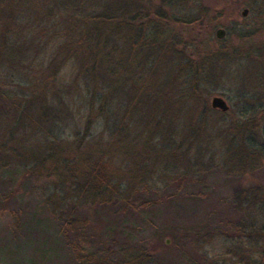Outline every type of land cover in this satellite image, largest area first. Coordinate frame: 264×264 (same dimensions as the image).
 <instances>
[{"label": "rangeland", "instance_id": "1", "mask_svg": "<svg viewBox=\"0 0 264 264\" xmlns=\"http://www.w3.org/2000/svg\"><path fill=\"white\" fill-rule=\"evenodd\" d=\"M255 2L256 10L263 5L262 0ZM224 3L231 4L197 0L188 5L191 14L209 7L225 8L228 13L215 30L200 31L195 45L178 50L176 68L181 59L199 61L198 56L212 52L218 28L227 31L224 41L235 45L241 43L242 34H252L255 41L249 45H254L257 55L229 57L224 72L216 77L219 73L214 71L220 67L210 64L213 72L202 96L212 111L203 133L197 127L195 137L184 139L177 120L178 130L170 127L165 136L159 129L165 122L149 124V113L132 117L121 113L125 123L111 140L102 129L89 131L86 85L76 89L71 84L73 75L86 72V66L77 62L86 58L97 36L96 32L83 35L82 18L118 14L123 9L125 14L119 17L132 20L134 10L141 6L150 10V3L0 0V60L4 62L0 79L5 92L20 97L27 85L18 75L30 71L40 75L51 65L66 74L61 88L68 90L55 105L35 106L19 120L9 118L13 115L8 116L0 101V202L8 194L15 197L0 204V264H87L88 257L105 264L260 263L264 250V13L258 17L259 10L249 9L242 17L243 8L231 15ZM172 10L176 9L168 13ZM127 31L111 36L113 42L119 40L118 61H124L122 36ZM163 32L170 37V31ZM173 32L184 34L179 28ZM69 56L71 61L66 62ZM158 63L156 72L162 67ZM181 78L184 82L187 76ZM215 96L225 99L230 111L212 109ZM160 119L159 115V122L167 120ZM54 128H59L58 134ZM49 133L65 143L80 144L89 157L110 162L118 196L85 197L57 174L36 175L34 168L43 159L39 157L42 143L52 139L45 136ZM170 144L179 148L165 156ZM232 144L248 145L259 156L248 166L241 164ZM130 147L134 148L129 151Z\"/></svg>", "mask_w": 264, "mask_h": 264}, {"label": "trees", "instance_id": "2", "mask_svg": "<svg viewBox=\"0 0 264 264\" xmlns=\"http://www.w3.org/2000/svg\"><path fill=\"white\" fill-rule=\"evenodd\" d=\"M138 1L150 3V10L146 6L137 8L133 12L132 20L119 17L120 14H125L123 9L118 11V14L84 16L85 19L82 18L83 35L90 36L93 32L97 34L96 37H93L91 49L87 54H84L86 58L79 56V63L77 62V65L86 66L87 70H84L86 72L73 75L71 82L76 89L83 84L86 85L89 101L86 109V126L89 131L102 129L113 140V137L118 135V130L122 129V123H125L122 121L124 118L120 117L121 113L132 117L146 112L150 116L149 124L165 122L159 126L161 131L164 130L165 136L172 127L177 129L175 123L179 120L177 123L182 125V133L179 134L181 136L185 134L184 139H191L196 136L197 127L201 129L199 132L204 130L207 123L205 119L212 111L209 110L206 100L202 96L207 88L206 82L211 80L209 73L211 74L213 71L210 70V64L216 63L220 67L219 70L214 71L219 73L215 75L216 77L224 72V65L227 64L226 60L229 57L257 55L256 52L254 53V45H249L250 42L255 41V38H252L254 37L252 34H242L241 43L238 45L227 41H217V47L212 52L206 53L203 58L197 57L199 61L183 62L181 59L176 68L174 62L175 58L180 56L178 50L188 44L195 45L198 41L197 34L200 31L215 30L219 25L218 22L227 15L228 11L225 8L214 11L212 7H209L201 8L196 14H191L187 7L197 0H158V4L156 0ZM226 1L231 2L230 5L224 3L230 9L231 15H236L243 8H249L251 11L259 10L258 17L264 13V8H262L264 0H262L261 8L258 6L257 10L255 0ZM167 8L170 9L167 10ZM174 8L176 10H172L171 14L168 13ZM102 25L108 27L105 28ZM125 28L128 33L122 36V40L125 41L122 44L124 61L126 59V63L123 65L124 61H118L116 54L119 50V40L117 44L113 42L111 36L120 34ZM178 28L185 33V36L173 32ZM185 30H189L191 34ZM163 31H170V37L167 34L164 35ZM160 32L162 37L156 35ZM186 36H189L190 39H186ZM157 37L161 39L158 40ZM169 57H171V61ZM70 58L69 56L65 61L70 62ZM93 60L90 69V63ZM157 61L162 67L161 71L157 70L156 72ZM3 65L4 62L0 60V67ZM72 65L74 66V62ZM181 75L187 76L186 81L183 82ZM18 77L27 85V89L22 92L20 97L14 93L5 92L0 79V101L5 104L8 116L13 115L9 118L24 119L27 114L30 115L35 106L51 107L60 101L61 94L68 91L61 88L66 74H61L60 70L54 68V65H51L40 75L30 71L18 75ZM125 96H127V101H124ZM159 115L161 119L167 120L160 119L159 122L157 120ZM54 131L53 133L58 134L59 128H54ZM53 133L45 135L52 139L50 138V142L42 143L44 146L40 150L39 157L43 159L34 168L36 175L48 177L57 174L58 179L66 184L69 182L85 197L107 199L118 196L119 190L117 189L119 187L113 182V170L110 162L101 157H89L87 153L81 151L80 144L65 143ZM167 138L172 141L171 136ZM247 146L245 144L239 147L231 145L233 154L242 161L241 164L245 162V165L250 163L254 157L259 156L257 150L250 151ZM133 148L130 147L129 151ZM177 148L179 147H172L167 154L165 153V156L173 155ZM8 196L9 194L1 200L0 204L3 205L7 201L12 202L15 199L11 194V198ZM88 258L87 264L104 263L92 261V257ZM261 258L259 264H264V250Z\"/></svg>", "mask_w": 264, "mask_h": 264}, {"label": "water", "instance_id": "3", "mask_svg": "<svg viewBox=\"0 0 264 264\" xmlns=\"http://www.w3.org/2000/svg\"><path fill=\"white\" fill-rule=\"evenodd\" d=\"M249 10L248 9H245L242 13V15L244 17L247 16ZM224 30L223 29H219L216 33L217 35V38L218 39H222L224 37ZM211 108L214 109V110H219L220 112L222 113H227L230 109L229 105L227 104L226 100L223 99L222 97L220 96H215L212 98L211 100Z\"/></svg>", "mask_w": 264, "mask_h": 264}, {"label": "flooded vegetation", "instance_id": "4", "mask_svg": "<svg viewBox=\"0 0 264 264\" xmlns=\"http://www.w3.org/2000/svg\"><path fill=\"white\" fill-rule=\"evenodd\" d=\"M245 9H248V10H249V8H244L243 11H244ZM243 11H242V13H243ZM248 14H249V12H248ZM248 14H247V15H248ZM242 17H244V16L242 15ZM219 29H223L225 32H224V37H223L222 39H218V38H217V39H218V41H224L225 38H226V36H227V31H226L224 28H218L217 31H218ZM217 31H216V33H217ZM184 36H185V33H184ZM216 37H217V35H216Z\"/></svg>", "mask_w": 264, "mask_h": 264}]
</instances>
